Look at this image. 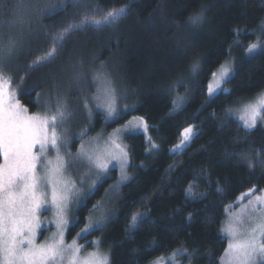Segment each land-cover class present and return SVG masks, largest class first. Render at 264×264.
I'll return each instance as SVG.
<instances>
[{
    "label": "trees",
    "instance_id": "1",
    "mask_svg": "<svg viewBox=\"0 0 264 264\" xmlns=\"http://www.w3.org/2000/svg\"><path fill=\"white\" fill-rule=\"evenodd\" d=\"M120 8L122 16L73 31L50 62L36 65L69 23ZM10 40L15 50L0 69L28 113L39 110L43 97L67 103L66 130H73L67 152L82 132H107L132 117L148 126L147 135L126 137L129 179L104 227L87 235L100 237L110 264H149L176 250L191 264H219L228 245L220 233L226 207L250 189L264 190V123L246 131L229 114L264 91V46L247 52L264 40V0H0V47ZM228 58L233 70L208 98L210 79ZM96 71L117 95L114 120L90 100ZM189 126L196 135L172 152ZM114 180L107 175L81 200L67 238L83 228ZM189 185L195 196L186 193ZM134 214L140 219L130 228Z\"/></svg>",
    "mask_w": 264,
    "mask_h": 264
},
{
    "label": "snow or ice",
    "instance_id": "2",
    "mask_svg": "<svg viewBox=\"0 0 264 264\" xmlns=\"http://www.w3.org/2000/svg\"><path fill=\"white\" fill-rule=\"evenodd\" d=\"M63 7H67V4L58 9L54 6L49 14L62 11ZM125 11V8L109 10L102 19H96L95 13L86 14L79 23H69L52 38L53 50L37 60L36 65L50 62L57 47L62 46L67 35L73 31L86 26L100 27L111 23ZM199 19L193 17L192 23H198ZM15 44V41L10 40L5 47H0V62L11 56ZM257 47V44L250 45L248 53L251 54ZM229 73L230 68L224 66L221 67L219 75L213 73V83L208 85L209 96H213L215 91L220 89ZM101 75L97 73L96 78L99 79ZM11 84V77L6 76L0 69V158L3 161L0 163V264H110L107 253L96 251L81 257L80 253L85 245H79L75 240L71 244L65 243V230L72 226L68 215L71 195L75 191L74 185L70 190L69 184L63 180L67 160L61 150L67 146L66 124L70 118L67 103L58 101L52 114L47 111L29 114L28 109L17 99V93L12 90ZM106 96L108 99L104 105L105 116L108 120H114L119 115L115 106L114 90L109 88ZM239 119L246 131L254 130L258 124L264 123V96L254 104L245 105ZM127 127H143L145 132L148 131L143 118H134L129 121ZM85 134L86 132L81 133ZM194 135L196 133L193 126L184 128L176 148H181ZM111 143L112 151L106 154L98 151L85 152L82 146L79 155L86 156L100 170H107L106 158L117 160L121 167V180H127L129 177L125 169L128 164V152L115 139ZM152 147L157 146L153 144ZM50 148L55 152L54 158H49ZM242 159L249 168L254 167L250 156H243ZM48 189L51 190L50 200ZM254 191L255 189H250L239 199H245ZM186 193L189 196L196 195L191 185L186 189ZM45 205L54 209L56 232L44 243L37 244V230L42 224L40 211ZM249 207L255 213L248 218L251 227L238 231L237 227L230 223L227 228L232 241L226 249L229 264H264V195L256 196L255 200L249 202ZM139 219L140 214H134L129 227L134 228ZM244 223L243 219L238 221V225ZM103 227L102 221H89L77 237L86 239L91 231ZM91 243L96 246L99 244L98 241ZM182 254L178 250L169 260L175 264L176 257ZM155 264H163L162 259H158Z\"/></svg>",
    "mask_w": 264,
    "mask_h": 264
},
{
    "label": "rangeland",
    "instance_id": "3",
    "mask_svg": "<svg viewBox=\"0 0 264 264\" xmlns=\"http://www.w3.org/2000/svg\"><path fill=\"white\" fill-rule=\"evenodd\" d=\"M254 44H257L258 47L257 49L261 48L264 46V40L260 42H256ZM249 48V47H248ZM256 49V50H257ZM255 50V51H256ZM248 52V51H247ZM228 67L230 68V73L231 74L233 68H234V59L233 58H228L225 62H223L214 73L219 75V72L221 70V67ZM228 75V76H229ZM97 76V71L94 72V74L91 76V85L94 87V94H92L90 97V100L92 101V104L96 109L101 111L104 114V118L106 119L105 116V103L108 99L106 96V92L109 88L113 89L112 85H110L108 82L104 80V77L101 76L99 79L96 78ZM228 76L225 78V80L228 78ZM214 77L212 75L210 79V83H213ZM223 83L221 84L220 89H217L214 93H218L223 89ZM208 84V85H209ZM213 95V96H214ZM207 96L208 98H211L212 96H209L208 89H207ZM264 96V91L258 95H256L253 99L246 101L244 103L239 104L235 108H232L229 110V114L233 117H236L239 121V117L242 114V109L244 108L245 105L248 104H254L258 101V99ZM114 97L116 101V108L118 107L117 101V95L114 92ZM55 106V107H54ZM56 101L51 99V97H43L41 100V105L40 108L37 112L43 113L47 111L49 114H52L55 112L56 109ZM54 107V108H53ZM35 112V113H37ZM29 114H34V113H29ZM134 118L138 117H132L130 118L125 124L118 126L116 128H113L111 130L103 131L99 130L96 131L92 134H85L82 137H80L79 140V145L76 147L75 150H70V152H67L68 145L71 142V135L73 134V130H66L67 135L66 138H68L67 141V146L62 148L61 154L66 156L67 160V166L66 170L63 173V180L67 182L70 186L74 185L75 186V191L71 195V204H70V211L68 218L70 221H72V216H73V210L79 205L81 200L89 193L90 190L95 186V184L106 177L107 175H114L115 180L114 182L110 185V187L107 189L105 197L103 200L100 201V203L97 205V208H95L92 212L89 213V215L86 217V224L91 221L95 223L96 221H102L103 224L107 221L109 215H110V207L112 206V203L115 198V194L117 193L118 188L122 185V183L126 180H121V167L120 163L117 160H113L110 157L105 159V162L108 165L107 170H100L95 166L94 162H90L86 156H80L79 153L81 151V148L83 146L85 152H101V153H107L112 151V140H116L117 143H119L121 146L127 148V142H126V137L129 134L137 133V132H143L147 135V132L144 131L143 127H137L134 129L128 128V123L129 121H132ZM107 121H111L106 119ZM241 124L243 125V122L240 121ZM145 123V122H144ZM64 129H61L63 131ZM117 130H120L117 132ZM70 138V139H69ZM182 138V137H181ZM148 139V138H147ZM181 140V139H180ZM179 142L176 144L178 145ZM189 142V141H188ZM188 142H185V144L177 149L176 145L172 148V152L175 151H180L183 149ZM36 149H34L35 151ZM72 151V152H71ZM70 154V155H68ZM55 157V152L53 150H49V158H54ZM2 158H0V163H2ZM128 164L126 167V172L128 174ZM114 170V171H113ZM49 191V200L51 198L50 192L51 190L48 189ZM249 191L245 192L248 193ZM243 193V194H245ZM243 194H241L233 203L229 204L226 209H225V214L221 222V227H220V233L222 236H224L227 239V244H229L231 241V238L228 236L227 233V228L229 227L230 223L232 224L233 227H237L238 231H243L246 230L247 228L251 227L252 225L250 222H248L249 215H255L253 213L252 209L249 207V202L255 200L256 196H262L264 195V190L260 192H253L249 194L245 199L241 200L239 199ZM264 210V209H262ZM40 219L42 221L40 229L37 230V239L36 243L41 244L44 243L49 237H51L55 232H56V226H55V216H54V209L50 207V205H45L41 211H40ZM240 219H243L245 221L244 224L238 225V221ZM86 224L83 226V228L86 226ZM82 228V229H83ZM81 231V230H80ZM80 231L78 233H80ZM67 229L65 230V243L66 244H71L74 240L77 241L79 245H85L83 248L82 252L80 253L81 257H85L90 253L99 251L101 253H107L101 246L100 244V237H90L84 239V238H78L77 234L72 237V238H67L66 237ZM92 241H98L99 244L98 246L93 245L91 242ZM228 247V245H227ZM226 247V249H227ZM226 249L222 253L220 259H219V264H229L228 262V257L226 254ZM176 250L175 252H177ZM182 252V255H178L175 260V264H191L189 259H183V255L185 254L182 250H179ZM173 252V253H175ZM169 255H164L160 256L157 259L153 260L149 264H155V262L158 259H162L163 264H172V262L169 260V258L172 256V254Z\"/></svg>",
    "mask_w": 264,
    "mask_h": 264
}]
</instances>
